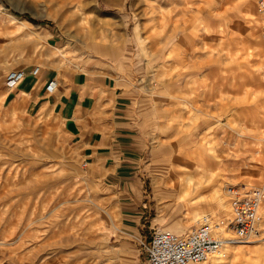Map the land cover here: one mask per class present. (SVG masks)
<instances>
[{"label":"rangeland","instance_id":"rangeland-1","mask_svg":"<svg viewBox=\"0 0 264 264\" xmlns=\"http://www.w3.org/2000/svg\"><path fill=\"white\" fill-rule=\"evenodd\" d=\"M30 66L107 74L129 97L139 229L124 227L118 188L68 142L48 104L6 98L7 75ZM202 145L212 176L178 184L203 171L183 165ZM243 183L264 189L255 0H0V264H146L155 229L187 232L203 215L224 228L223 246L197 264H264V202L252 240L233 242L222 223L233 215L227 187Z\"/></svg>","mask_w":264,"mask_h":264},{"label":"crops","instance_id":"crops-1","mask_svg":"<svg viewBox=\"0 0 264 264\" xmlns=\"http://www.w3.org/2000/svg\"><path fill=\"white\" fill-rule=\"evenodd\" d=\"M58 36L53 32L49 39ZM34 68L26 70L6 98L36 111L48 104L61 120L68 142L94 171L118 188L124 227L139 229L144 215L137 179L141 141L129 97L107 74L52 66L40 67L33 74ZM50 82L55 86L52 91L47 90Z\"/></svg>","mask_w":264,"mask_h":264},{"label":"built area","instance_id":"built-area-1","mask_svg":"<svg viewBox=\"0 0 264 264\" xmlns=\"http://www.w3.org/2000/svg\"><path fill=\"white\" fill-rule=\"evenodd\" d=\"M256 11L263 21L264 0H255ZM40 67L33 69L37 74ZM26 75L25 69L13 70L7 75L6 85L14 87ZM55 89L53 82L47 90ZM87 164V163H85ZM232 205V218L225 228L232 232V241L244 243L259 234L260 209L264 202V189L246 183L227 187ZM199 224L183 233L170 229L157 228L148 243H144L146 264H197L208 261L222 248L223 240L216 236L217 224L209 215H203Z\"/></svg>","mask_w":264,"mask_h":264},{"label":"bare ground","instance_id":"bare-ground-1","mask_svg":"<svg viewBox=\"0 0 264 264\" xmlns=\"http://www.w3.org/2000/svg\"><path fill=\"white\" fill-rule=\"evenodd\" d=\"M258 38H259V36H258ZM15 86V85H14ZM187 140H189V142L190 143H193V136H190V137H188V139ZM207 146H205V145H202L200 148H198V147H196L193 151H192V154L190 153V152H188L189 154H191V159L187 162H181V161H178V163L179 162H181V164H183L184 165V167L185 168H187V166H190V165H193V166H195V167H197V169H199L201 166H199V165H202V167L204 168L203 169V171L202 172H199V170H196V171H194V172H191L192 174H189V175H186V178L184 179V180H180L179 178L178 179H176V181H177V183L178 184H185L186 182H184L185 180H188L187 182L188 183H191V181L193 180V173H195L196 175H200V174H202V175H211L212 176V174L211 173H209V171H211L212 169V167L208 164V154H207ZM210 149V148H209ZM174 169V168H173ZM201 170V169H200ZM209 173V174H208ZM173 176H177L176 175V173L175 172H173V174H172ZM220 175V173L219 174H217L216 175V177L215 178H213L212 179V182H215L214 183V185H218L219 186V180L217 179V177ZM183 179V178H182ZM177 184V185H178ZM202 190H204V189H202ZM205 191V190H204ZM213 192H215L216 191V189L215 188H213V190H212ZM203 192V191H202ZM205 193V192H204ZM260 211H261V209H260ZM206 212V211H205ZM217 229H218V231L219 232H222L223 230H224V228L222 227V226H217ZM176 232V231H175ZM218 233V232H217ZM222 246H223V244H222ZM225 247H226V245H225ZM226 251L228 252L229 250H227V248H226ZM224 257V256H223ZM221 256L219 257V260H221Z\"/></svg>","mask_w":264,"mask_h":264}]
</instances>
